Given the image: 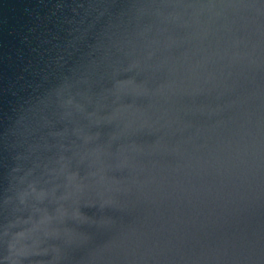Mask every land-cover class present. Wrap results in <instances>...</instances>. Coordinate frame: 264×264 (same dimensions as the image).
<instances>
[{"label": "water", "instance_id": "water-1", "mask_svg": "<svg viewBox=\"0 0 264 264\" xmlns=\"http://www.w3.org/2000/svg\"><path fill=\"white\" fill-rule=\"evenodd\" d=\"M0 264H264V0H0Z\"/></svg>", "mask_w": 264, "mask_h": 264}]
</instances>
